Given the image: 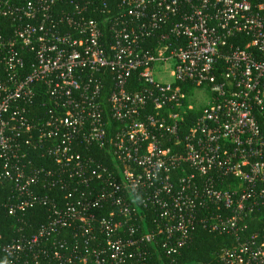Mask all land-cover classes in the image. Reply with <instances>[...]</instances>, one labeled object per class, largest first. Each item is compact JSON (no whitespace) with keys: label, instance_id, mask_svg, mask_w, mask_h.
<instances>
[{"label":"built area","instance_id":"built-area-1","mask_svg":"<svg viewBox=\"0 0 264 264\" xmlns=\"http://www.w3.org/2000/svg\"><path fill=\"white\" fill-rule=\"evenodd\" d=\"M0 18L1 264H164L200 226L236 238L216 264H264V0H0Z\"/></svg>","mask_w":264,"mask_h":264},{"label":"trees","instance_id":"trees-1","mask_svg":"<svg viewBox=\"0 0 264 264\" xmlns=\"http://www.w3.org/2000/svg\"><path fill=\"white\" fill-rule=\"evenodd\" d=\"M9 25L11 26L9 20H3L0 18V27ZM199 115L200 111L198 110L188 114V125H191ZM100 155L101 157H104L103 152ZM51 194L54 196V193ZM6 195L7 190H3V188L0 187V201H3L6 198ZM28 219L35 230L39 225L45 223L47 220V212L44 207L37 205L31 212H29ZM13 223L14 219L12 217L7 216L6 214L1 215L0 233L3 234L2 240L4 243L16 235ZM258 226L259 222L251 221L250 229L247 231L248 234L254 232ZM31 230V228L27 227L26 232ZM235 242L236 238L232 234L212 233L205 227L200 226L196 229L191 244L181 251L180 254L167 259L164 264H216L220 250L225 247L233 246Z\"/></svg>","mask_w":264,"mask_h":264},{"label":"rangeland","instance_id":"rangeland-1","mask_svg":"<svg viewBox=\"0 0 264 264\" xmlns=\"http://www.w3.org/2000/svg\"><path fill=\"white\" fill-rule=\"evenodd\" d=\"M203 96H204V94H203L201 91L198 90V91L195 93V97H193V98L196 99V100L201 101L202 98H203Z\"/></svg>","mask_w":264,"mask_h":264}]
</instances>
